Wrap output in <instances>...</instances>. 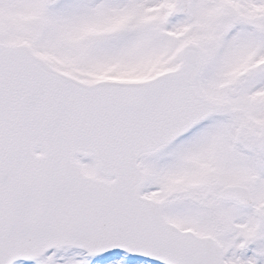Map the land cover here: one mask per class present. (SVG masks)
Segmentation results:
<instances>
[{
    "label": "snow or ice",
    "instance_id": "1",
    "mask_svg": "<svg viewBox=\"0 0 264 264\" xmlns=\"http://www.w3.org/2000/svg\"><path fill=\"white\" fill-rule=\"evenodd\" d=\"M0 264H264V0H0Z\"/></svg>",
    "mask_w": 264,
    "mask_h": 264
}]
</instances>
